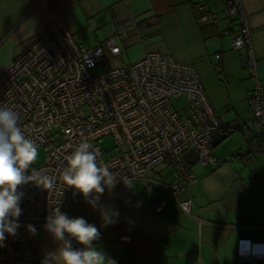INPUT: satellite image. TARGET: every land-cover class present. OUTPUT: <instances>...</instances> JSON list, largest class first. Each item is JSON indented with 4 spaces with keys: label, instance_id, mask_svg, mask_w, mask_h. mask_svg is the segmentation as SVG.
Here are the masks:
<instances>
[{
    "label": "built area",
    "instance_id": "built-area-1",
    "mask_svg": "<svg viewBox=\"0 0 264 264\" xmlns=\"http://www.w3.org/2000/svg\"><path fill=\"white\" fill-rule=\"evenodd\" d=\"M194 7L197 22L218 20L205 1L197 0ZM222 13L233 18L230 48L244 52L252 82L247 96L251 110L248 119L227 121L216 113L195 68L175 61L167 53L147 49L145 37H139L144 48L140 59L109 67L106 56L121 54L118 39L137 29L134 15L123 25L113 24V34L90 48L76 43L58 18L14 55L0 72V106L13 109L24 136L45 150L44 163L35 170L55 177L56 182L49 190L35 181L18 186L17 190L23 193L22 215L16 235L5 233L0 264H31L40 255L35 234L46 229L47 217L56 209L70 217L85 199L62 180L68 166L65 157L79 143L86 141L91 145L90 151L98 152V166L107 165L116 183H157L184 214L190 215V197L178 196L196 183L192 164L184 158V152L193 148L195 163L215 168L219 160L212 151L214 133L228 134L243 125L264 132V82L258 75L259 61L241 0H224ZM94 69L99 70L93 73ZM178 96L187 101L183 113L170 103ZM105 137L112 139V153L101 147ZM160 165L170 169V182L151 177ZM27 174L33 175V169ZM165 204L162 197H156L149 208L159 212ZM29 225L35 227V234ZM235 255L245 264H264V241L240 237Z\"/></svg>",
    "mask_w": 264,
    "mask_h": 264
},
{
    "label": "crops",
    "instance_id": "crops-1",
    "mask_svg": "<svg viewBox=\"0 0 264 264\" xmlns=\"http://www.w3.org/2000/svg\"><path fill=\"white\" fill-rule=\"evenodd\" d=\"M196 1L0 0V72L58 18L76 43L90 48L113 34V24L123 25L134 15L137 29L118 39L121 53L131 45L140 47L139 37H145L147 49L195 68L216 113L227 121L248 119L252 82L244 52L230 48L233 18L222 13L224 0H203L218 20L199 23ZM241 4L264 82V0H241ZM212 151L218 165H192L196 183L178 195L190 197V215L157 183L136 180L107 187L98 199L91 193L70 218L83 217L94 224L101 240L93 245L120 264H245L235 255L237 239L264 241V134L243 125L212 142ZM150 175L158 181L173 179L164 165ZM156 197L166 202L159 212L149 208ZM102 213L115 223L104 226ZM35 241L40 255L31 264H56L48 256L63 241L47 229L38 231ZM72 246L84 247L75 240Z\"/></svg>",
    "mask_w": 264,
    "mask_h": 264
},
{
    "label": "clouds",
    "instance_id": "clouds-1",
    "mask_svg": "<svg viewBox=\"0 0 264 264\" xmlns=\"http://www.w3.org/2000/svg\"><path fill=\"white\" fill-rule=\"evenodd\" d=\"M18 114L11 108L0 106V246L6 239L5 233L16 235L19 227L18 218L22 215L20 202L23 193L18 186L35 181L49 190L55 185V177L37 172L27 174V169L38 160V147L34 141L27 139L17 125ZM91 145L84 141L67 155V167L62 173V180L68 187L74 188L85 198L91 193L102 194L105 187H114L115 175L107 165L98 166L96 150H89ZM118 217L119 213H115ZM104 226L114 224L115 220L101 215ZM32 234L36 233L34 226H28ZM45 228L53 234L63 246L48 258L56 264H116L105 252L97 249L93 242L100 238V230L88 223L83 217L70 218L66 213L56 209L53 215L47 217ZM127 239V238H124ZM75 240L83 248H73Z\"/></svg>",
    "mask_w": 264,
    "mask_h": 264
},
{
    "label": "rangeland",
    "instance_id": "rangeland-1",
    "mask_svg": "<svg viewBox=\"0 0 264 264\" xmlns=\"http://www.w3.org/2000/svg\"><path fill=\"white\" fill-rule=\"evenodd\" d=\"M141 45V44H140ZM147 45V43H146ZM144 49L142 45L139 47L138 45H131L125 51H123L119 56L110 57L106 56V61L109 67L119 66L124 60L126 62H133L140 59L143 55L141 54ZM99 69H94L92 72L96 73ZM173 108L179 113H183L186 107V98L184 96L174 97L170 101ZM101 147L108 151V153H112L113 151V142L111 137H105L101 143ZM38 160L33 163L27 170L36 169L44 163L45 150L42 147H38Z\"/></svg>",
    "mask_w": 264,
    "mask_h": 264
},
{
    "label": "water",
    "instance_id": "water-1",
    "mask_svg": "<svg viewBox=\"0 0 264 264\" xmlns=\"http://www.w3.org/2000/svg\"><path fill=\"white\" fill-rule=\"evenodd\" d=\"M226 136H227V134H225V133H214L212 136V138H213L212 142L219 141V140L225 138ZM183 156L192 165L195 164V162H196V151L193 148L187 149L184 152Z\"/></svg>",
    "mask_w": 264,
    "mask_h": 264
},
{
    "label": "trees",
    "instance_id": "trees-1",
    "mask_svg": "<svg viewBox=\"0 0 264 264\" xmlns=\"http://www.w3.org/2000/svg\"><path fill=\"white\" fill-rule=\"evenodd\" d=\"M257 133H262V134H264V132H257Z\"/></svg>",
    "mask_w": 264,
    "mask_h": 264
}]
</instances>
